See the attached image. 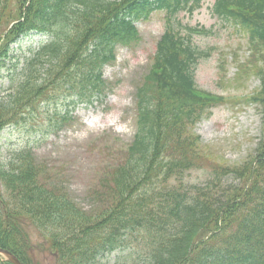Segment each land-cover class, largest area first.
I'll return each instance as SVG.
<instances>
[{
  "label": "trees",
  "instance_id": "obj_1",
  "mask_svg": "<svg viewBox=\"0 0 264 264\" xmlns=\"http://www.w3.org/2000/svg\"><path fill=\"white\" fill-rule=\"evenodd\" d=\"M202 1L0 0V67L21 34L52 37L0 99V130L70 91L83 101L92 90L89 102L104 93L103 65L117 45L140 38L135 22L154 9L169 17L137 88L133 141L102 175L94 205L80 206L53 180V168L32 149L19 150L0 165V247L23 264H44L46 255L52 262L45 264H94L105 253L139 245L150 264H264V126L256 154L240 165L213 161L192 131L208 108L225 102L197 88L195 70L205 53L193 42L196 29L183 34L170 24L180 9L193 12ZM212 10L247 38V59L234 53L235 79L260 78V89L247 97L264 115V0H216ZM67 119L58 114L57 128ZM202 166L211 180L186 188V173ZM232 174L240 183L223 187ZM0 264L12 263L0 257Z\"/></svg>",
  "mask_w": 264,
  "mask_h": 264
},
{
  "label": "rangeland",
  "instance_id": "obj_2",
  "mask_svg": "<svg viewBox=\"0 0 264 264\" xmlns=\"http://www.w3.org/2000/svg\"><path fill=\"white\" fill-rule=\"evenodd\" d=\"M215 0H204L202 6L192 14L181 11V24L201 25L212 32L207 36H197L201 47L212 49V55L203 60L197 71L199 86L224 96H241L260 86L257 77L244 78L237 82L233 51L247 59V38L236 33L231 25H225L213 14ZM178 18L174 24L180 26ZM141 39L134 47L118 46L116 58L103 68L104 79L110 83L106 96L95 99L91 104H80L73 108L68 98H56L48 104L41 103L25 121L9 124L0 131V165H5L19 150L30 148L39 162H46L55 170L50 174L55 182L65 185L71 197L85 209L94 205L90 191L98 184L100 172L120 159L121 151L131 142L135 130V92L138 81L148 69L150 56L155 51L157 40L166 26L164 10L152 12L148 19L137 22ZM49 37L41 33L21 34L10 46L8 56L0 67V99L6 98L11 89L23 78L25 64L33 53ZM227 55L225 79L219 73L220 56ZM71 111L73 120L56 128V111ZM263 110L256 104L222 105L200 121L196 132L202 141L214 150L218 158L232 164H240L256 150L263 129ZM204 165H207L205 163ZM7 168V166H4ZM201 167L189 171L185 182L203 184L211 177ZM223 187L240 183L234 174L223 178ZM1 189L2 186L0 185ZM91 205V206H90ZM118 249L101 257L99 264L144 263L143 250ZM52 260L44 256L43 262ZM144 264H149L148 261Z\"/></svg>",
  "mask_w": 264,
  "mask_h": 264
},
{
  "label": "water",
  "instance_id": "obj_3",
  "mask_svg": "<svg viewBox=\"0 0 264 264\" xmlns=\"http://www.w3.org/2000/svg\"><path fill=\"white\" fill-rule=\"evenodd\" d=\"M0 254L4 255L9 261L14 264H22L21 261L9 250L0 247Z\"/></svg>",
  "mask_w": 264,
  "mask_h": 264
}]
</instances>
